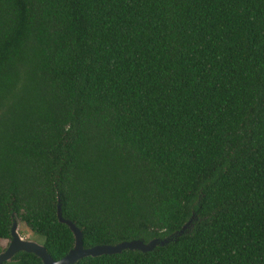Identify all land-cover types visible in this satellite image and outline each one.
I'll list each match as a JSON object with an SVG mask.
<instances>
[{"label": "trees", "instance_id": "obj_1", "mask_svg": "<svg viewBox=\"0 0 264 264\" xmlns=\"http://www.w3.org/2000/svg\"><path fill=\"white\" fill-rule=\"evenodd\" d=\"M264 264V0H0V241L54 261ZM3 264H42L19 252Z\"/></svg>", "mask_w": 264, "mask_h": 264}, {"label": "water", "instance_id": "obj_2", "mask_svg": "<svg viewBox=\"0 0 264 264\" xmlns=\"http://www.w3.org/2000/svg\"><path fill=\"white\" fill-rule=\"evenodd\" d=\"M57 217L60 223L67 225L74 237L73 248L68 252V254L59 261H54L50 255L46 252L42 244H38L32 241L23 240L18 232V226L16 222H13L10 229V240L6 250L0 254V264L10 261L17 253L26 252L31 253L38 257L42 264H76V262L85 257H97L101 255H111L116 253H121L123 250H133L139 252L152 251L156 246H163L167 244L170 240L184 234L188 231L192 225V221L195 220V216L192 218L188 224L184 225L179 232L174 233V235L169 238L159 240L154 239L145 243L141 240L123 242L115 246L109 245H98L92 248L85 249L82 242V232L70 221L63 219L61 214V205L58 200L57 206Z\"/></svg>", "mask_w": 264, "mask_h": 264}, {"label": "rangeland", "instance_id": "obj_3", "mask_svg": "<svg viewBox=\"0 0 264 264\" xmlns=\"http://www.w3.org/2000/svg\"><path fill=\"white\" fill-rule=\"evenodd\" d=\"M13 222L17 223V226H18L17 232L23 240L32 241V242H35L38 244H42V242H43L42 237H40L39 235H35L33 233H30L29 230L20 221L14 220ZM9 240H10V238L8 240H1L0 241V254L6 250L8 244H9Z\"/></svg>", "mask_w": 264, "mask_h": 264}]
</instances>
